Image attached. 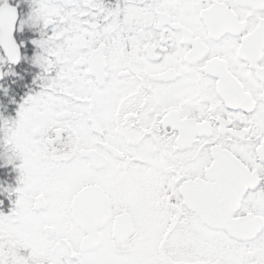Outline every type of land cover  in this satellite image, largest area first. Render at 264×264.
I'll return each mask as SVG.
<instances>
[{
  "label": "snow or ice",
  "instance_id": "6c2138e0",
  "mask_svg": "<svg viewBox=\"0 0 264 264\" xmlns=\"http://www.w3.org/2000/svg\"><path fill=\"white\" fill-rule=\"evenodd\" d=\"M0 264H264V0H0Z\"/></svg>",
  "mask_w": 264,
  "mask_h": 264
}]
</instances>
